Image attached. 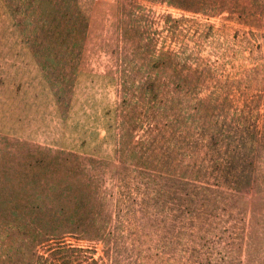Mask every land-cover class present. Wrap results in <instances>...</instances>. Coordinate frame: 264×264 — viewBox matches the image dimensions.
I'll use <instances>...</instances> for the list:
<instances>
[{
    "label": "rangeland",
    "instance_id": "1",
    "mask_svg": "<svg viewBox=\"0 0 264 264\" xmlns=\"http://www.w3.org/2000/svg\"><path fill=\"white\" fill-rule=\"evenodd\" d=\"M189 87L202 126L254 133L201 224L195 119L162 109ZM0 264H264V0H0Z\"/></svg>",
    "mask_w": 264,
    "mask_h": 264
},
{
    "label": "trees",
    "instance_id": "2",
    "mask_svg": "<svg viewBox=\"0 0 264 264\" xmlns=\"http://www.w3.org/2000/svg\"><path fill=\"white\" fill-rule=\"evenodd\" d=\"M163 53L164 57L166 56L165 58L172 60L178 56L173 51H165ZM177 89V93H183L179 87H177ZM146 90L150 95L153 94L155 97L163 91L155 83L149 84ZM194 90L191 87L186 88V90H184L185 95H180L177 98L168 94L167 91L163 92L165 96L164 100L166 101L162 109L169 115L166 124L167 129L174 128L176 124L181 123L180 116H178L175 121H172L170 118L172 114H168L169 112H188V116H191V120L193 119L194 121L195 119V122L191 121L194 131L189 132L190 137L193 134L191 137L193 145L190 146L189 149L193 153L194 165L182 166L185 170L183 174L190 175L189 177L192 179L188 180L186 176L179 174L182 176H180L181 179L178 183L186 189H183L185 198H181L184 201H182L184 204L181 205L183 209L186 210L187 207L189 208V211H186L185 215H190L192 217V220H190L191 222L196 223L198 221L199 224H201L213 222L211 218H213L214 214H216L219 209H223L221 204V199H223L221 194H223V192L220 188L226 187L240 192L245 185L250 184L252 175L244 172L243 168H247L246 161L253 156V154L249 156L247 152L250 146L253 147L254 145L249 136L254 133L250 126L251 120L247 117L238 125L232 122L230 123L226 119L225 126L222 128H220L219 125L215 128L212 124L202 126L191 111L192 108L194 109L193 111H195L197 104L205 102V100L199 97L196 99L190 98ZM173 103L175 107L174 105L172 106ZM231 112L230 110L229 115ZM207 137H210L211 140L208 141ZM151 139L153 144L158 143L156 138L151 136ZM184 142L186 141L184 140ZM126 151L125 148H123V151L121 149V153L123 154L126 153ZM147 203L148 201L146 200V204ZM226 207L227 205L224 208L225 211ZM223 218L219 221H222Z\"/></svg>",
    "mask_w": 264,
    "mask_h": 264
}]
</instances>
